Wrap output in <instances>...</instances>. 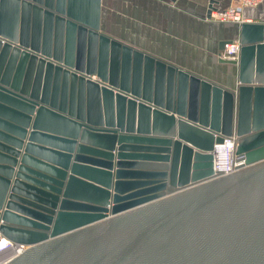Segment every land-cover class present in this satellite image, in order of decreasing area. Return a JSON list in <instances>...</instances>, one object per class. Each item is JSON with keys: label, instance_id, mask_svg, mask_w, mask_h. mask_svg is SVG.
Listing matches in <instances>:
<instances>
[{"label": "water", "instance_id": "1", "mask_svg": "<svg viewBox=\"0 0 264 264\" xmlns=\"http://www.w3.org/2000/svg\"><path fill=\"white\" fill-rule=\"evenodd\" d=\"M61 4L0 0V87L33 102L0 107V233L29 245L7 264H264V21L239 25L238 58L220 56L237 69L228 87L103 33L101 3L93 28ZM52 67L55 107L37 93ZM85 74L109 85L103 115L95 99L83 108ZM181 122L200 139L173 141ZM233 134L245 162L213 178L215 144ZM81 214L101 217L57 229Z\"/></svg>", "mask_w": 264, "mask_h": 264}, {"label": "crops", "instance_id": "2", "mask_svg": "<svg viewBox=\"0 0 264 264\" xmlns=\"http://www.w3.org/2000/svg\"><path fill=\"white\" fill-rule=\"evenodd\" d=\"M232 0H101V31L136 50L233 87L237 69L219 60L220 44L237 40L239 23L208 20L211 6ZM244 17L264 21V3Z\"/></svg>", "mask_w": 264, "mask_h": 264}, {"label": "bare ground", "instance_id": "3", "mask_svg": "<svg viewBox=\"0 0 264 264\" xmlns=\"http://www.w3.org/2000/svg\"><path fill=\"white\" fill-rule=\"evenodd\" d=\"M100 3H101L100 0H77V3H76L77 6H76V8H75V10L73 12V13H75V16H76L75 18L83 19V20H86L88 18H92L93 20H91V22L89 24L93 28V26H94L93 24H95L96 17H97V12H99ZM71 4H73V3H71ZM92 34L93 33L90 32V43H89V51H90V53L92 52L91 46L93 45V42H94V39H93L94 36L92 37ZM27 50L29 52H31V53H34L31 49H27ZM36 54L39 55V57L41 56V53L39 54L37 52ZM92 60H93V58H91V61ZM48 61H50V59H47L46 62H48ZM48 63L45 65L44 73H45V70L48 67ZM56 64L57 63H54V65H56ZM15 68H16V70H18V68H19V62H18V65L15 66ZM6 69L8 70L9 67L6 68ZM53 70H54V68L52 67V73H51L52 80H51V82L49 84L50 88L47 87V86L44 87V84H43L42 88L39 86L41 88L42 94L40 93V88L37 90V93H39L40 94L39 96H41L39 98V100L45 99L46 100L45 103H47L46 105L52 104L51 106L52 107H55L53 105V103H52L51 96L53 94V85H54V80L53 79L57 75V73H54ZM50 71H51V69H50ZM58 73H59V71H58ZM16 74H17V72H14L13 73V77H15ZM95 75L96 74L87 75V76H86V74L84 75L85 76V81H84V83L82 82L83 87L80 89L81 90V93H82V95H81L82 101L81 102L83 104V108H86L88 110V109H90V105H91L92 101L95 99L98 102V103L96 102L95 114L96 115H103L104 107H103V97H102L103 94L101 92V88H102L103 85H107V84L105 82H102V80L97 75L95 77ZM43 78H44V76H42V81H43ZM89 80L92 82L91 85H89V82H88ZM12 81H13V78H12ZM69 82H70L69 85H66V84L64 85L65 86L64 87L65 89H67L69 87L70 88L72 87V89L74 88L75 81L70 78ZM107 86H109V85H107ZM32 91L34 92V87L33 88H30V90H29L30 94H31ZM0 92L5 95L3 97L6 100V101L4 99L0 100V107H2L4 105H7V103L12 104L11 102H7V101L8 100H14L15 101V99H17L19 102H22V103H25V102H27V103H30V102L33 103L30 100L32 97H30L28 95H25V94H23L21 92L15 91V90H11V88L0 87ZM9 117H15V116H7L6 119L9 118ZM234 123H235V121H234ZM185 125H184L183 122H181V127L179 128V126H178V128H177V136L175 138H172L173 141H180L181 140V142H185L184 139H180L179 138V134L181 135V132L182 133L186 132L190 136H193L194 138H196L197 140H199L200 139L199 136L193 135L189 131H184V128L183 127ZM224 142H222V143H224ZM0 145L4 147L3 144H0ZM30 146H32V147H30ZM29 147H30L29 149L32 150V151L33 150H35V151L37 150V149H35V146L34 145H29ZM176 148H177V145H174V146H171V148L167 147V149L165 150L166 153H164V152L163 153L156 152V153H152V154L156 155L157 157L158 156H161V155H166L167 154V155H170V157L172 158V155L171 154L176 153V155H177V149ZM115 149L116 150L114 151L113 154L115 155V158H116L117 153H118V145L115 146ZM135 150L139 151V149H135ZM214 150H215V147H214ZM140 154L141 155H138L137 156L136 154L130 153V155H131L130 157H139V156L145 157V155H148L146 153H140ZM73 171H76V169L73 168ZM94 183H96V182H92V188H95L96 189L97 187L94 186V185H97V184H94ZM20 188L21 189H26L24 187H20ZM26 190L28 191L29 194H32V190H30V189H26ZM35 194H36L37 197H39V194H37V193H35ZM57 196H58L57 197L58 198L57 199V212H58V210H59L58 208H59V204H60L61 197L59 195H57ZM46 201H51L52 203H56V200H53L51 197L46 198ZM111 205H112V199L110 200V204H109L108 207H111ZM75 217L76 218L74 220H68V218L61 219L60 220L58 218L57 219V229H59V230L65 229V228H67V227H69L71 225H76V223H79V224H82V225H87V224L90 223V222H87V221L98 219L101 216L81 214V215H78V216H75ZM82 222H86V223H82ZM4 243H5V241L2 243V245ZM14 252H15V249L14 248H9V249H7L6 251H4L3 253L0 254V259H3L6 256H8V255H10V254H12Z\"/></svg>", "mask_w": 264, "mask_h": 264}, {"label": "built area", "instance_id": "4", "mask_svg": "<svg viewBox=\"0 0 264 264\" xmlns=\"http://www.w3.org/2000/svg\"><path fill=\"white\" fill-rule=\"evenodd\" d=\"M264 3V0H232L231 4L224 9L214 8L209 9L208 20H215L220 22H237L239 24L243 22H255L251 18L244 17V10L246 7H258ZM241 50V43L239 39L232 40L226 44V48L223 50L220 56L226 58H238ZM237 136L235 134L224 137V143H217L213 152V178H218L224 175L239 170V167L244 164L245 160L241 156L236 154L237 148ZM5 243L2 245V243ZM9 248H14L15 252L0 259V264H7L13 258H16L23 254L29 245L16 243L7 239L0 233V254Z\"/></svg>", "mask_w": 264, "mask_h": 264}, {"label": "rangeland", "instance_id": "5", "mask_svg": "<svg viewBox=\"0 0 264 264\" xmlns=\"http://www.w3.org/2000/svg\"><path fill=\"white\" fill-rule=\"evenodd\" d=\"M44 1H46V0H44ZM61 3H63L64 4V6H65V8H67V12H70V13H73L74 12V10H75V8H76V6H77V0H65V2H63V0H53V6L54 7H58L59 5H62ZM71 3H73V4H71ZM46 5V4H45ZM21 13H22V9L20 8V11H19V15H20V17H21ZM24 13V15H25V17H28V15H29V11L27 12V10H26V12H23ZM27 21V19H25V21L24 22H26ZM31 27H32V25H33V15H32V12L30 13V24H29ZM31 30H32V28H31ZM94 77V76H93ZM95 77H96V75H95ZM62 102V100H61V97H60V92H59V94H58V97H57V105H60V103ZM58 108V107H57ZM53 110H55L56 112H57V114L58 113H60L62 116L63 115H65V116H68L67 114H65V113H62L61 111H59L60 109L58 108V109H53ZM64 111V110H63ZM89 130V129H88ZM92 132H94V133H101V132H98V131H94V130H91ZM236 142L238 143V136H237V138H236ZM95 143V142H94ZM80 178H82V179H84V180H86V181H88V179L87 178H85V176L84 175H82ZM101 179H98V182H100L101 183ZM1 262V261H0Z\"/></svg>", "mask_w": 264, "mask_h": 264}]
</instances>
